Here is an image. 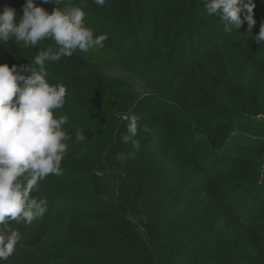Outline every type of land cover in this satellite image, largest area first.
<instances>
[{
	"label": "trees",
	"instance_id": "16d2710c",
	"mask_svg": "<svg viewBox=\"0 0 264 264\" xmlns=\"http://www.w3.org/2000/svg\"><path fill=\"white\" fill-rule=\"evenodd\" d=\"M203 2L106 0L99 7L73 0L85 11V26L106 36L103 47L126 56L125 70L150 94L140 98L104 75L95 65L100 50L47 65L49 83L66 88L60 114L72 139L61 175L50 174L32 193L46 202L45 214L31 224L10 222L21 240L3 264H34L33 251L54 237L60 220L66 229L49 244L47 264H72L82 250L75 236L85 229L99 246L86 264H264V44L253 39L264 0H254L251 32L246 21L226 31ZM25 3L0 0V13L11 7L19 19ZM49 46L53 41L26 47L10 39L0 44V64L20 70ZM129 114L151 129L138 132V151L121 142ZM243 130L259 138L249 140ZM77 131L83 142L75 141Z\"/></svg>",
	"mask_w": 264,
	"mask_h": 264
},
{
	"label": "clouds",
	"instance_id": "9594fccd",
	"mask_svg": "<svg viewBox=\"0 0 264 264\" xmlns=\"http://www.w3.org/2000/svg\"><path fill=\"white\" fill-rule=\"evenodd\" d=\"M51 2L57 7L48 12L35 0H26L19 19L11 7L0 13V44L6 45L10 39L26 47L46 40L54 44L39 50L30 65L21 66L20 70L16 65L0 64V264L13 255L21 240V234L10 228V222L31 224L47 211L46 202L33 198L32 193L50 174L61 175L67 142L72 139L64 128L67 116L60 114L66 103V88L49 83L47 65L77 51L88 53L102 48L106 40L105 35H94L85 26V11L73 0ZM93 3L103 7L106 0ZM203 5L209 16H218L225 23L226 31L240 30L246 21L251 32L256 24L254 0H204ZM253 39L264 44V22ZM123 119L127 123L121 142L140 150L138 132L150 133L151 129L140 127L134 114ZM84 139V132L75 133L77 143ZM134 155L135 152L118 153L116 159L123 161Z\"/></svg>",
	"mask_w": 264,
	"mask_h": 264
},
{
	"label": "rangeland",
	"instance_id": "374dc122",
	"mask_svg": "<svg viewBox=\"0 0 264 264\" xmlns=\"http://www.w3.org/2000/svg\"><path fill=\"white\" fill-rule=\"evenodd\" d=\"M94 51H96V53L99 52V50L101 51V59H96L95 58V65L101 70V72L106 75L107 77H111L112 79H116L118 81L123 82L124 84H127L130 88H132L134 90V92L140 97H144L148 94H150V90L147 87L146 83L144 80H142L138 75H135L126 69V65H128V61L129 60H125L126 56H123L121 53H118L116 51H113L112 49H109L108 47H102V48H96V49H92ZM260 118H262V115L258 116L257 119L259 120ZM264 119V118H263ZM243 135L244 137L247 138V136H249V140L252 139H258V137L253 135V133L251 132V130H243ZM246 133V134H245ZM252 137H257V138H252ZM244 138V139H246ZM251 138V139H250ZM239 151V148L236 150V152ZM222 160L220 161H225V158H221ZM221 163H218L216 165V170H219L221 168ZM102 177V179H104L106 176H100ZM261 180L264 181V165L262 166V172H261ZM96 218V217H95ZM90 224H94L96 225V220H93ZM118 225V224H117ZM66 224L63 223V220H60V223L56 225V229H55V234L54 237L52 239L55 238V236L57 237L59 235V233L63 232L66 229ZM91 226V225H90ZM123 228L120 226H114L115 228ZM68 228V227H67ZM70 229V226H69ZM119 230V229H118ZM88 230L85 229V232L82 233V230L80 231L81 234H84V237H78L76 238L75 236V240H74V245H76V247L78 249H82L79 250L77 253L79 254V257L73 258L71 260L72 264H86V258L87 257H91L93 256L94 252H96L97 250H99V246H98V240H97V236L96 233H94L93 231L89 230L88 233V241L85 238V233ZM140 231L145 234V229L144 228H140ZM52 239H49V243L48 241L46 242V244H43L41 246L40 249H37L35 251H33V263L34 264H47L48 260L47 258L51 257L52 255V250L53 247L52 245H49L52 241ZM94 241V242H93ZM84 249V251H83ZM56 251H58L56 249ZM17 251L15 250L13 255H16Z\"/></svg>",
	"mask_w": 264,
	"mask_h": 264
}]
</instances>
